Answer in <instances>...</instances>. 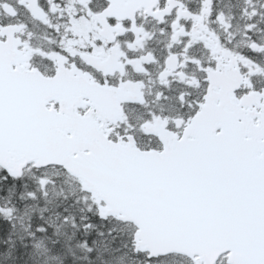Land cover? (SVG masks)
Returning <instances> with one entry per match:
<instances>
[{
    "label": "snow or ice",
    "instance_id": "obj_1",
    "mask_svg": "<svg viewBox=\"0 0 264 264\" xmlns=\"http://www.w3.org/2000/svg\"><path fill=\"white\" fill-rule=\"evenodd\" d=\"M0 264H264V0H0Z\"/></svg>",
    "mask_w": 264,
    "mask_h": 264
}]
</instances>
